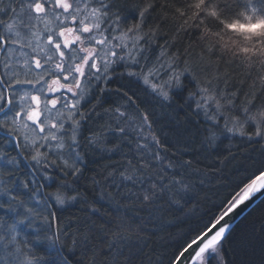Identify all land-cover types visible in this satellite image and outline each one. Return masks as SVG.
I'll return each mask as SVG.
<instances>
[{
    "label": "trees",
    "instance_id": "16d2710c",
    "mask_svg": "<svg viewBox=\"0 0 264 264\" xmlns=\"http://www.w3.org/2000/svg\"><path fill=\"white\" fill-rule=\"evenodd\" d=\"M104 3L109 11L104 23L108 20L119 30H137L141 56L157 58L159 53L163 59L212 75L207 77L217 87L223 113L213 121L197 108L196 72L182 76L178 88L164 100L119 63L82 104L86 119L77 136L81 158L73 168L56 161L50 181H44L30 162L29 152L21 144L17 149L9 137L0 134V189L18 196L13 203L17 219L24 223L17 224L15 246L33 264H53L46 239H55L54 227H50L52 211L56 225L67 232L60 238L72 264H89L90 260L95 264H172L198 234L201 223L218 215L222 202L264 171V37L250 35L245 42L228 29L247 17L264 19V0H211L210 4L205 0L199 8L195 6L199 0ZM4 16L0 20L5 22ZM233 36L242 42L232 45L225 40ZM245 47L250 51H242ZM153 63L157 65V59ZM222 93L226 98L235 94V107L225 104ZM9 112L8 107L0 115L1 129L6 132L10 129L1 119ZM225 121L227 127L240 130L229 133ZM140 122L146 134L158 137L161 153L182 165L175 172L177 179L183 175L187 185L183 191L157 192L146 200L145 185L120 176L129 160L139 159L133 149L140 139L134 126ZM121 127L125 132L118 131ZM170 174L165 173L166 177ZM25 183L27 188L22 186ZM55 195L65 200L63 207L56 206ZM82 233L91 237L88 247L72 244ZM206 264H264V196L234 224L219 255L207 258Z\"/></svg>",
    "mask_w": 264,
    "mask_h": 264
},
{
    "label": "snow or ice",
    "instance_id": "6c2138e0",
    "mask_svg": "<svg viewBox=\"0 0 264 264\" xmlns=\"http://www.w3.org/2000/svg\"><path fill=\"white\" fill-rule=\"evenodd\" d=\"M97 3L98 7H91V10L87 12V15L79 20V23L76 27H67L61 26L63 25V20H61V24L57 25L59 27V31H53L50 25L53 23V19H49V17H53L55 20H60L63 13H54L52 11V6L54 5L56 8L63 9V12H69V10L73 7L72 4H69L67 0H10L8 11L12 13L13 20L11 23H8L2 29H0V51H4L6 43H21L25 39H27L28 46L32 49V52L37 53V55L44 53V45L37 43L35 47L32 46V41L35 40L39 42L41 40L42 33H47L45 38V44L50 46V50H54L51 52V55L47 56L46 63L51 61L54 56L58 54L61 61L65 58V51L69 50L70 45L75 44L77 42L83 43L85 40L89 44H99L105 45L110 44L111 40L109 37L104 35L106 29L101 28V24L104 23V18L108 17L109 11L108 5L104 3V0H73V4L76 5L75 12L76 15H72L71 18L75 22L77 20V15L80 11L81 3L84 4L85 7H88L91 3ZM209 4L211 0H208ZM2 3V0H0ZM205 3V0H199L195 6L199 8L201 5ZM15 4V7L11 5ZM48 5V8L45 7ZM0 12H5V9L0 6ZM7 14V13H5ZM212 15H216L213 11ZM143 13H141V17ZM119 19V17H117ZM39 22L44 24L43 29L35 28V24L33 22ZM87 21V22H86ZM4 25V21L0 20V26ZM20 26H23L28 30L29 35H22L19 30ZM139 27V25H136ZM229 28L236 29V25H229ZM240 29H244L248 32H251L253 35L258 37H264V19L257 20L255 24L248 25H239ZM259 28V31H253L254 29ZM35 29V30H34ZM98 32L99 38H97L96 33L93 30ZM8 32L10 35L8 40H4V32ZM129 32L132 31V28H129ZM76 33L75 36L71 40L68 39V34ZM84 33H93L89 36H84L82 40V35ZM16 37L15 40L12 37ZM62 38V39H60ZM115 39L123 42L126 39H132L133 43L130 48H128V52L126 56H118L117 53L112 52L111 55L117 56L118 59L116 63L123 61L126 67H130L131 65H138L139 60L136 59V53L133 49H137L139 47L138 40L140 37H128L127 33H123L120 37H115ZM264 43V41H261ZM23 47V45H21ZM116 47H121V44L115 45ZM127 47V45H123ZM63 49V50H62ZM10 52H15V49H9ZM83 51L87 53L86 56H79V52ZM245 53L249 52L250 49L245 47L242 49ZM259 51V50H254ZM21 55L27 56L28 53L21 52ZM92 58L93 62L89 63V59ZM35 68H42L40 59L33 57ZM68 60H80L82 63H77L75 68H73L72 64H68L65 67L63 62L55 63V68L52 71H59L61 73V77L63 80L68 81L69 77H71V82L65 85H61L62 88H66L69 93H72V82L76 83L79 86V81L76 79L73 73H80L84 75L83 65L88 66L89 75H91V69L96 68L97 64L94 62V49H90L88 47L78 48L73 47L69 50V54L67 57ZM28 61L25 60V63ZM112 61H108L103 65L102 71L105 73L104 76H97L96 79H107V72L109 66L112 64ZM7 66V65H5ZM161 69L152 67L148 68L145 72L143 69L139 72L129 71L128 75L135 76L138 79L143 80L145 85L151 84L149 77L152 75H158ZM49 69L45 68L44 73H47ZM67 72V75L63 73ZM179 77L177 76V79ZM40 79H43V74H41ZM31 83V81H27ZM56 82V81H54ZM4 83L3 80H0V85ZM39 83V80H37ZM10 86V85H9ZM153 91L156 89L155 84H151ZM51 91H56L57 89H50ZM102 91L104 89H101ZM42 91V89H41ZM206 94L208 92L207 89L203 90ZM76 95V93H72ZM160 96L163 97L164 100L168 99V93L161 91L159 93ZM234 95L232 94L231 98H226L224 94H221V98L225 99V104L234 105ZM84 98L83 90L81 91L80 98L76 99L74 103L71 104L73 108H76L79 112L80 119H75L76 113H69L67 119L71 121V126L69 128H65L64 120L60 119L63 116V112L61 109H57L54 114V118L59 120V127H57L56 123H51L50 128L48 129L47 134L43 137V139H51L57 140V133L63 130L65 133L70 132L71 135L67 137L70 141L68 147L69 149L75 150L79 147V142L77 140V136L79 134L81 128V121L86 119V116L83 111L79 109V105L81 100ZM33 99H37V97H33ZM57 99H62L65 101L62 105L63 108L69 107L70 102L67 101V97H57ZM0 100H5V96L2 92H0ZM213 102L215 106V111H210L211 105L208 102ZM11 103V101H8ZM49 103L52 104L53 108L56 107V100H51ZM250 104L251 101H248ZM224 107V105L220 104V99H217L214 95H206L205 102L197 104L198 109L203 110V115L205 118L209 120H217L220 115V109ZM245 113L249 112L247 107L242 109ZM4 111L2 107H0V112ZM47 111V108H46ZM118 112L119 109H116ZM19 114V113H18ZM122 115V114H121ZM264 115V113H261ZM39 114L33 113L27 116L29 121H32L34 125L37 124ZM252 117L249 116V119ZM239 120V117H236ZM50 123L49 117L45 116L44 120L38 124L39 131H45V125ZM145 123L148 128L151 129V124L147 122V118L145 117ZM228 121H225V127L229 133H234L235 131H239L240 129L229 128L227 127ZM27 127V125H25ZM51 129H56V132H53ZM130 131H135V129H129ZM119 132H125V128L121 127L118 129ZM259 135L260 133H256ZM136 135L140 138L138 139L135 148L133 149L135 155L139 157L138 160L133 162V160L128 161L129 167L125 168L124 172L120 173V176L123 180L130 181L133 184H142L145 185V192L147 193L144 196V199H150L157 195V192H163L165 194H171L172 192L179 193L187 187L183 183V175L180 179L176 178V169H180L182 167L181 164L171 161L167 154H162L160 149L161 145L159 144V139L155 135H148L144 132L136 133ZM64 136L60 137V143L56 145L57 148L63 149L65 147L64 144ZM126 139V137H125ZM142 141V142H141ZM211 141L209 140V143ZM131 143V141H129ZM74 155L77 160L81 158V154L79 152L74 151ZM36 159V157H33ZM168 161V163H164ZM187 163V162H185ZM139 165V166H137ZM77 172L80 171L79 168L76 169ZM166 171L171 174L166 177ZM131 172V174H126ZM165 179H167L168 183H165ZM150 185V186H149ZM23 187L27 188V184H23ZM35 191H39L36 189ZM0 196L6 197V199H0V262L3 264H8L6 260V256H12L13 252L6 251L8 249L9 244H16V234H17V224H23L24 221L21 219H17L19 213L17 212V206L13 201L18 200V196L11 195L5 189H0ZM261 196H264V171H261L259 175H255L254 179H251V182L246 184L239 192H236L230 199L226 202H222L221 208L219 209L218 215L213 218L207 219L203 221L198 229V234L189 242L186 243V246L182 247V250L175 256V264H194L196 261H203L207 258H215L219 255L220 249L222 247L223 241L227 236V233L231 230L232 222L236 218V211L240 208L241 205L245 204L247 201L254 202L256 199H259ZM55 204L57 207H63L65 205V200L59 196L55 195ZM73 199H75L73 197ZM8 213H12L13 215L8 216ZM51 223L50 227H54L51 237H46L49 240L48 247L51 251L48 254V258L53 261V264H72V258L69 255L64 254V245L63 240H61L60 236L67 235V232L56 225V214L55 211L51 212ZM11 221V223H10ZM45 221L48 222V217H45ZM30 226V225H29ZM57 231L60 232V235H57ZM6 237H9L6 239ZM72 244L74 245H83L88 247L91 244V237L87 234H80L78 237H74L72 239ZM113 246L111 244L108 245V248L111 249ZM17 253L20 251L19 247L15 250ZM68 251H72L71 248H68ZM93 257H95V250L93 249ZM31 264V261H29ZM89 264H95V260H90ZM107 264V262H105Z\"/></svg>",
    "mask_w": 264,
    "mask_h": 264
},
{
    "label": "rangeland",
    "instance_id": "374dc122",
    "mask_svg": "<svg viewBox=\"0 0 264 264\" xmlns=\"http://www.w3.org/2000/svg\"><path fill=\"white\" fill-rule=\"evenodd\" d=\"M69 4H72L73 7L69 10V12H63V9H57L54 8L52 11L54 13H63L60 20H55L53 17H49V19H53V23L50 25V27L53 29V31H59V27L57 25L61 24V20H63V25L61 26H67V27H76L79 23L80 19H83L87 12L91 10V7H98L99 5L95 4L94 2L91 3L88 7H85L83 3L80 5V11L77 15V20L74 22L71 18L72 15H76L75 8L76 5L73 4V0H67ZM3 3V4H2ZM2 3H0L4 9L5 12H0L1 14H5V23L6 25L8 23H11L14 19L12 16V13L8 11L10 0H2ZM12 7H15V4L11 5ZM46 8H48V5H45ZM55 7L54 5L52 8ZM257 20H260L258 18H250L247 17L245 19V22H238L234 25L237 26V28L234 30L232 28H228L231 32L230 34L239 35V38L243 39L245 42L250 41L248 40V37L250 35H253L251 32H248L244 29H240L239 25H248V24H255ZM87 22V21H86ZM108 22V20H107ZM35 24V28L43 29L44 24L39 22H33ZM73 23V25L71 24ZM102 29H106L104 32V35L106 37H109L111 40L110 44L105 45H99L95 44H89L86 40L83 43L77 42L78 44L71 46L70 49L73 47L79 48H85L88 47L90 49H94V62L97 64L96 68H93L95 70H98V68L103 69V65L107 63L108 61H112V69L115 68L116 65H119V63H123L122 65L125 66V70L133 71V72H139L141 69H143L145 72L148 68L156 67L161 69L159 71L158 75H152L149 77V80L151 81V84L156 85V89L154 92L159 94L161 91L167 92L168 96L172 91H174L176 88H178L181 77L186 74H193L194 72L197 73L198 78V93H197V104L204 103L206 95H214L217 99L218 96L216 95V85L215 83L207 76H212L209 73H207L205 70L201 71V68H195V71H192L187 67L186 65H183L179 63L178 61H174L172 59H163L161 54H157V58L150 57L149 59L146 58L145 53L142 55L140 52V39L138 40L139 47L137 49H133V51L136 53V59L139 60L138 65H131L130 67H126L125 63L123 61L116 63L118 57L111 55L112 52H115L118 54V56H126L128 52V48L131 47L133 41L132 39H126L123 42H121L118 39H115V37H120L123 33H127L128 37H134L138 36L137 30L132 29L131 32L128 30H119L117 24H113V22H108L107 24H101ZM19 30L21 31L22 35H29L28 30L25 29L23 26H20ZM35 30V29H34ZM253 31H259V28L254 29ZM94 33H96L97 38H99L98 32L94 29ZM93 33H84L82 35V40L84 36L92 35ZM108 34V36H107ZM10 35V34H9ZM46 33H42L41 40L39 42L33 40L32 46L35 47L37 43H40L41 45H44V53H41L37 55V53L32 52V49L27 44V39L22 41L21 43H11L12 46L10 49H15V52L8 51L6 56L4 57L3 67L5 69L4 75L6 77H2L7 82V87L9 90V103L8 107L10 108L9 115L4 117L3 126L10 129L9 132L3 131L7 134H12L16 137V142L18 144V148L21 144V146L24 147L25 150H27L30 154L29 160L36 166V169L38 173L41 175V179L44 181H50V172H52L55 169L56 161H62L63 165L65 167L73 168L77 163V158L74 155V151L77 152V148L75 150L69 149L68 145L70 141L67 139L68 136L71 135L70 132L65 133L63 130L57 133V140H51V139H43V137L47 134L48 129L51 126V123H56L57 127H59V120L54 118V114L56 113L57 109H61L63 112V116L60 118L64 120L65 122V128H69L71 126V121L67 119L69 113H76L75 119H80L79 112L76 108H73L71 106L72 103L75 102L76 99L80 98L81 91L83 90V96L84 98L81 100V103L79 105V109L84 112V109H82V104L84 101L88 100L90 97L89 92L91 93V87L94 85H101V87L105 83V79H96L97 76H104V72H98L97 75H93V77L86 75H81L80 73H73L75 75L76 79L79 81V86H77L76 83L72 82V93H76V95H73L72 93H69L66 88H62L61 85H65L71 82V77H69L68 81H65L61 77V73L59 71H52L53 68L50 67V64H53L56 62V60L59 58L58 54L53 57L51 61L47 60V56L51 55V52L54 50H50V46L45 44V38ZM76 33L73 32L72 34L68 35V38H73ZM140 37V36H138ZM13 40L16 39V37H12ZM225 40L229 41L232 45H239L242 41L237 42L236 36L229 37V39L225 38ZM254 43V41H253ZM253 43L252 47H255ZM121 44V47H116L115 45ZM23 45V47L21 46ZM123 45H127V47H124ZM69 49V50H70ZM63 50V49H62ZM69 50L65 51V67H67L68 64L75 63L74 60H68V54ZM21 52L28 53L27 56L21 55ZM87 53L80 51L79 56L83 57L86 56ZM33 57L40 59L42 68L37 69L35 68L34 59ZM61 59V58H60ZM157 59V65H154V60ZM25 60L28 62L25 63ZM12 61L13 63H16V72L10 73L9 65ZM93 59H89V63H92ZM77 63H82L80 60H77ZM153 64V65H152ZM7 65V66H5ZM110 65V66H111ZM109 66V67H110ZM14 67V66H13ZM88 67L85 64V68ZM47 68L49 71L47 73H44V69ZM74 68V67H73ZM84 68V69H85ZM13 72L12 70H10ZM95 73V72H94ZM41 74H43V79H40ZM57 74V75H56ZM64 75H67V72L63 73ZM195 74V73H194ZM213 74V73H211ZM52 75V77L50 76ZM214 75V74H213ZM111 76V75H110ZM108 76L107 79L110 78ZM177 76L179 77L177 79ZM37 80H39V83H37ZM27 81H31V83H28ZM56 81V82H54ZM141 81L143 82L142 78ZM209 83V85H208ZM151 84L148 86L153 91ZM10 85V86H9ZM42 89V91H41ZM50 89H57L56 91H51ZM204 89H207V94L203 91ZM0 92H3L1 86H0ZM5 96V94H4ZM67 97V101L70 102L69 107L63 108L62 105L65 101L62 99H57V97ZM33 97H37V99H33ZM6 100V97H5ZM5 100H0V107H2L5 110L4 102ZM51 100H56V107L53 108L52 104L49 103ZM222 102V101H220ZM211 105L210 111H215V106L213 102H208ZM223 105L222 103H220ZM47 108V111H46ZM203 112V110L201 109ZM4 112V111H3ZM2 112V113H3ZM19 113V114H18ZM38 113V121L37 124L34 125L32 121H29L27 119V116L29 114ZM223 113V107L220 109V114ZM45 116L49 117L50 123L48 125H45V131L40 132L38 124L42 122L45 118ZM27 125V127H25ZM135 125V124H133ZM137 127L138 132H144L146 134L145 130V124L142 122L136 124L134 126ZM53 132H56V129H51ZM64 136V144L65 147L63 149L57 148L56 145L60 143V137ZM11 139V138H10ZM12 140V139H11ZM13 144L15 145L14 140ZM11 142H8L7 145H10ZM16 147V146H15ZM33 157H36V159H33ZM70 160V161H69ZM80 160V159H79ZM12 163H14L12 161ZM9 237H6L8 239ZM16 244H9L8 249L6 251L13 252L12 256H6V260L8 261V264H29V261H31V264H33L32 259L23 251H19L18 253L16 250ZM207 257L203 261H196L197 264H206ZM0 264H3V262H0Z\"/></svg>",
    "mask_w": 264,
    "mask_h": 264
},
{
    "label": "flooded vegetation",
    "instance_id": "af4514ba",
    "mask_svg": "<svg viewBox=\"0 0 264 264\" xmlns=\"http://www.w3.org/2000/svg\"><path fill=\"white\" fill-rule=\"evenodd\" d=\"M54 8H56V7H53L52 9H54ZM57 9H59V8H57ZM108 23V22H107ZM107 23H103V24H107ZM72 25H73V23H71ZM4 26H6V23L4 22V25L3 26H0V29H2ZM47 34V33H46ZM3 35H4V40L5 41H7L8 40V37H9V33L8 32H4L3 33ZM69 35V34H68ZM107 36H108V34H107ZM60 39H62V38H60ZM69 40H71L72 38H68ZM76 45L78 44V43H75ZM75 44H72L71 46H73V45H75ZM11 46H12V44L10 43H6L5 44V48H4V51H0V78H2V77H6L5 75H4V72H5V69H4V67H3V62H4V57L6 56V54H7V52L9 51V49L11 48ZM78 48H79V46H78ZM66 51V50H65ZM67 52V51H66ZM64 60H65V58H64ZM64 60L63 61H61V59L60 58H58L57 60H56V62L55 63H57V62H63L64 64L66 63V62H64ZM81 62V61H80ZM55 63H53V64H50V67L51 68H55ZM12 64V61H11V63H10V65H9V70H8V72L10 73V75L12 74V73H15L16 72V63L14 62L13 63V66L11 65ZM77 64V60H75V63H73V67L75 68V65ZM66 66V65H65ZM83 68H85V65H83ZM10 70H12L13 72H11ZM103 72L102 70H101V68H98V70H95V69H91V75H89V72H88V67H86L85 69H84V73H86V75H88V76H91V77H93V75H97V73L98 72ZM112 71H113V69H112V65L109 67V69H108V72H107V77L108 76H110V75H112ZM95 72V73H94ZM75 73V72H74ZM57 75V74H56ZM103 75V74H102ZM101 75V76H102ZM12 76V75H11ZM51 77H52V75H50ZM96 87V85H94V86H92L91 87V92L94 90V88ZM9 89V88H8ZM10 90V89H9ZM90 93V92H89Z\"/></svg>",
    "mask_w": 264,
    "mask_h": 264
},
{
    "label": "water",
    "instance_id": "95a60500",
    "mask_svg": "<svg viewBox=\"0 0 264 264\" xmlns=\"http://www.w3.org/2000/svg\"><path fill=\"white\" fill-rule=\"evenodd\" d=\"M1 80V79H0ZM2 86L3 87H5L4 86V84H2ZM6 92H7V90H6ZM7 106L9 105V98H8V92H7ZM3 112V111H2ZM2 112H0V115L2 114ZM0 134L1 135H4V136H6V137H9V138H11L12 140H14V142H15V146L16 147H18V144H17V142H16V137L14 136V135H12V134H7V133H4L3 131H1V129H0ZM263 196H261L259 199H256L254 202H251V201H247V202H245V204H243V205H241L240 206V208H238L237 209V211H236V218H235V220L232 222V227L234 226V224L245 214V213H247L261 198H262ZM231 227V228H232ZM195 263V262H194ZM172 264H175V260L173 261V263Z\"/></svg>",
    "mask_w": 264,
    "mask_h": 264
}]
</instances>
